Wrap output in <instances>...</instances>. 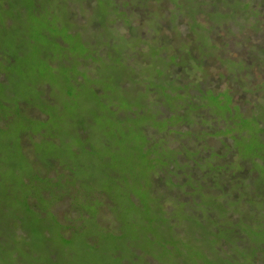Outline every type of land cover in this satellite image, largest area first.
Here are the masks:
<instances>
[{"label": "rangeland", "instance_id": "374dc122", "mask_svg": "<svg viewBox=\"0 0 264 264\" xmlns=\"http://www.w3.org/2000/svg\"><path fill=\"white\" fill-rule=\"evenodd\" d=\"M5 1L13 5L9 7L15 15L24 10L42 16V19L29 23L34 29L46 24L49 18L55 27L52 37L56 40L63 37L69 45L61 49L53 38L44 37L36 39L35 45L22 40L23 52L10 50L12 60L3 64L0 60V69L8 85V98L12 97L10 100L16 105L20 102L28 107L21 113L13 111V120L0 130V135L8 133L9 143L15 145L7 146L6 138H2L6 150L0 145V154L3 153L0 156V264H146L149 252L157 248L158 241L152 239L144 243V235L151 224L144 223L143 214L136 209L148 208L145 200L155 193V182L146 167L147 162L142 165L141 161L147 160L146 151L152 150L155 156L152 159L158 163L156 150L161 147V141L154 142L149 132L151 143L144 134L148 124L154 122H151L155 111L153 103L157 102V98H148L152 71H133L120 57V50L125 46L118 39L115 19L120 32L128 35L137 32L126 27V17H122L117 8L127 6L124 4L127 0H95L90 3L40 0L37 4L35 0ZM175 1H150V6H143L144 2L135 4L130 0L133 6L120 9L127 11L133 25L146 26L142 31L146 38L153 35L150 28L154 31L159 15L162 34L168 27L180 26L184 34L193 39L204 40L205 34L213 42L217 34L209 30L194 35L189 25L191 18L185 14L176 18L174 23L168 22L164 16L174 8L171 4ZM215 1L210 0L211 3ZM60 6H66V9L62 10ZM202 6L204 11L196 17L197 21L216 28V23L207 14L211 4ZM263 16L264 11L260 17L257 15L261 21H264ZM5 18L0 17L2 24ZM68 24H80L84 34L95 38L98 43L105 40L111 45L97 49L94 56L99 58L100 64L91 63L89 70L86 69L88 74L78 65L86 40L82 36L69 38ZM261 25L258 23L254 31L247 30L250 32H245L241 40L250 37L254 42L264 43ZM230 28L235 32L238 30L235 26ZM12 29L0 32V45L8 47L18 39ZM224 34L229 33L224 31ZM227 37H221L223 40L217 37L219 46L224 41L236 42L231 35ZM138 41L136 35L134 42ZM222 49L217 50L216 55L225 58L227 54ZM167 53H171L169 47L164 55ZM49 58L55 59L50 63ZM136 60L143 59H130L131 66L136 67ZM218 69L226 68L216 61L211 70L217 77ZM215 83L217 92L229 86ZM263 83L264 74L258 72L254 85L262 86ZM249 97L263 108L264 88H258V92ZM238 101L235 104L244 110L252 108V102L246 105ZM161 104L165 103H160L155 111L160 119L167 117ZM179 125L169 129L190 130L187 124ZM150 129L155 139L160 137L168 141L166 146L173 148L180 144L178 134ZM121 159H124V165L120 164ZM161 169L159 165L158 170ZM49 171L52 179L48 176ZM47 187L54 192V203L45 200ZM67 190L71 193L70 198L64 196ZM30 194L37 197L34 203ZM101 194L102 201L98 199ZM91 196L94 199H90ZM102 202L111 214L101 208ZM77 204H83L84 208L79 212V224H61L58 217L67 220V217L77 216L74 211ZM74 228L77 230L73 232ZM64 231L71 234L70 238L67 237L68 243L62 237ZM162 241L166 242L164 238ZM164 253L160 264L168 262Z\"/></svg>", "mask_w": 264, "mask_h": 264}, {"label": "trees", "instance_id": "16d2710c", "mask_svg": "<svg viewBox=\"0 0 264 264\" xmlns=\"http://www.w3.org/2000/svg\"><path fill=\"white\" fill-rule=\"evenodd\" d=\"M39 1L35 0V3ZM150 1L157 0H134L133 3L144 2L143 6H150ZM0 2V17H8L4 24L0 22V32L13 27V35L18 36V39L13 36L16 41L12 45H0L2 64L12 60L10 50L13 53L24 51L22 40L35 45L36 39L44 37L53 38L61 49L69 45L63 37L58 40L52 37L55 27L49 18L46 24L34 29L29 23L42 19V16L24 10L15 15L9 7L13 5L5 0ZM204 3L211 4L207 14L216 23V28L207 27L196 19L203 13ZM124 4L127 6H117L120 15L126 17V27L137 32L132 36L120 32L115 19L118 39L125 46L120 50V57L133 71H152V88L148 98H157V102L153 103L155 111L160 103H165L161 105L167 111V117L161 119L154 111L151 122L156 124H148V131H144L148 138L144 137L149 142L161 141V147L156 150L160 159L158 163L152 159L154 151L147 149L143 151L147 152L148 158L141 161L142 165L147 162L146 167L155 182V193L145 200L148 208L136 209L143 214L144 223L151 224L144 235V243L152 239L158 241L153 255L149 252L146 264H160L164 252L167 264H264V106L262 108L261 104L249 99V95H255L258 88H264V83L262 86L254 85L256 74H264V43L254 42L250 37L241 40L245 32L257 29L258 23L262 24L260 29L264 32V21L257 17L264 11V0H216L214 3L210 0H176L171 4L174 8L164 16L169 23H174L176 18L185 14L191 18L189 25L194 35L212 30L217 34L213 42L205 34V41L199 37L193 39L191 35H185L180 26L168 27L162 34L159 15L157 22L150 24L155 25L154 31L150 28L153 35L146 38L142 33L146 26L133 25L127 11L120 9L133 6L130 0ZM59 8L64 10L66 6ZM242 17L244 19L240 20ZM230 26L238 30L235 32ZM224 31L229 34L225 35ZM67 35L69 38L82 36L86 40L78 62L85 74H88L91 63L100 64L99 58L94 56L97 49L111 47L105 40L98 43L95 38L84 34L80 24L70 26ZM136 35L139 38L137 43L134 42ZM228 35L236 42L224 41L219 46L217 37L223 40L221 37L228 38ZM168 47L171 53L164 55ZM220 47L227 54L225 58L216 55ZM137 57L143 60H136V67L131 66L130 59ZM54 59L49 58V62ZM216 61L226 68L218 69V77L211 70ZM2 71L0 69V130L13 120V111L21 113L28 108L26 104L19 102L16 105L10 100L12 97L8 98V85ZM214 83L229 86L217 92ZM44 100L49 103L46 98ZM238 100L246 105L252 102V108L244 110L238 103L235 104ZM176 123L187 124L190 130L169 129L178 125ZM150 128L178 134L180 144L173 148L166 146L168 141L160 137L155 139ZM149 132L153 140L147 134ZM7 137L8 133L0 135V145L4 150L8 145L15 146L9 143ZM2 138H6L7 146ZM105 145L109 144L106 142ZM120 164H125L124 159L120 160ZM159 165L161 170H158ZM159 172L161 174H156ZM47 173L49 176L51 171ZM45 196V200L54 203V192L48 187ZM64 196L70 198L71 193L64 191ZM30 198L32 202L37 200L34 194H30ZM90 199H94L93 196ZM98 199L102 201L103 194ZM105 205L102 202L101 208L109 211ZM75 206L77 216L72 219L67 217V220L58 217L61 224H79L83 204ZM62 237L68 243L71 234L64 231ZM163 238L166 242L162 241Z\"/></svg>", "mask_w": 264, "mask_h": 264}]
</instances>
